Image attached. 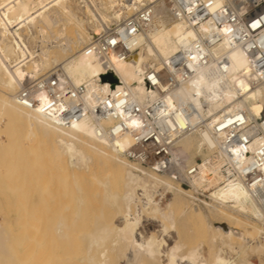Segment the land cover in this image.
Segmentation results:
<instances>
[{"label":"bare ground","instance_id":"bare-ground-1","mask_svg":"<svg viewBox=\"0 0 264 264\" xmlns=\"http://www.w3.org/2000/svg\"><path fill=\"white\" fill-rule=\"evenodd\" d=\"M146 5L152 6L153 17L128 59L114 60L111 70L105 71L99 59L83 51L105 25ZM82 16L92 21L90 29L82 26ZM71 26L77 27L74 34L70 33ZM194 35L191 28L172 19L168 0H0V154L14 157L8 154L7 145L14 146L19 135L27 136V142L36 136L37 144L44 141L49 145L46 151L47 145L40 142L39 149L50 151V159L57 160L65 173L61 191L56 187L50 192V184L47 189V183L37 184L42 188H37V195L34 188L35 198L29 196L31 188L26 181L28 191L21 179L16 184L22 193L21 199L20 194L18 197L20 212L24 217L30 216L28 211L33 215L31 233L19 229L20 243L23 249L34 243L35 264H255V258L264 257V212L242 183H220L211 169L214 179L209 199L195 203L177 181L126 157L124 152L133 144L136 119L127 122L128 129L112 135L106 132L109 119L96 122L84 116L64 123L52 109L28 108L16 98L26 79L52 72L61 83H85L86 94L99 86L107 93L127 86L142 100L146 91L140 72L149 65L164 66L167 58ZM220 57L224 59L222 67L214 61ZM108 74L112 80L105 77ZM46 100L42 95V105ZM166 100L175 108V119L182 127L187 122L194 126L201 115L210 117L205 120L211 131L218 121L222 124L238 119L249 121L252 131L264 113V82L252 72L248 56L240 48L230 47L224 38L211 48V67L199 70L169 92ZM215 138L207 128L180 133L174 137L173 157L183 164L196 163L193 154L204 160ZM261 140L263 137L253 143ZM93 167H101L104 174L86 177ZM208 170L206 164H199V175L191 183L198 185ZM158 189L161 200H154ZM48 193L52 206L45 199ZM51 207L54 216L47 237L41 229L44 213ZM143 212L153 220L142 224ZM6 233L0 231L2 251L6 250ZM47 243L52 250L46 251ZM227 250L233 255H227Z\"/></svg>","mask_w":264,"mask_h":264},{"label":"built area","instance_id":"built-area-1","mask_svg":"<svg viewBox=\"0 0 264 264\" xmlns=\"http://www.w3.org/2000/svg\"><path fill=\"white\" fill-rule=\"evenodd\" d=\"M168 10L175 21L191 28L195 35L171 54L164 66H148L139 76L145 98L138 100L127 86L115 87L110 93L101 86L86 94L85 83H61L52 72L26 79L16 93L17 101L28 108L52 109L64 123L90 116L94 121L109 119L106 132L112 135L128 129L127 122L136 119L133 144L124 154L141 167L168 175L187 191L195 203L209 199L214 173L219 182H240L264 212V113L256 119L257 127L245 119L230 123L216 122L211 131L207 118L199 116L194 126H180L175 108L166 95L186 83L199 70L211 67V48L224 38L230 47L240 48L249 59L252 72L264 82V0H168ZM153 17L146 5L121 21L105 25L83 47L86 54L99 59L105 71L114 60L124 61L136 50L138 36ZM205 29H201V26ZM222 67L224 59H215ZM165 83V87H163ZM47 97L42 105L41 97ZM189 119V113L184 114ZM208 129L216 136L206 159L183 164L173 157L174 137L191 129ZM253 143L256 139H262ZM206 164L208 173L195 185L198 165ZM214 171V173L211 171Z\"/></svg>","mask_w":264,"mask_h":264},{"label":"rangeland","instance_id":"rangeland-1","mask_svg":"<svg viewBox=\"0 0 264 264\" xmlns=\"http://www.w3.org/2000/svg\"><path fill=\"white\" fill-rule=\"evenodd\" d=\"M107 12L109 13L111 11L108 10ZM130 14H132V12H130L128 15H130ZM123 17H125V16H123ZM122 18L118 19V21H121ZM82 19H83L82 26L85 29H90V26H92L91 25L92 21H90V18H88L87 16H82ZM70 30L72 31V32L70 31V33L74 34L75 31L77 30V27L76 26H71ZM36 44L38 45L37 41L35 43H33V46L35 47ZM28 136H30V135H28ZM35 137H29L30 139L33 138L34 141L29 140V138H28V142H31V145H28L30 143H28L27 141H24V139H26L27 136L25 138L22 135L18 136V140L16 141V143H17L16 146L17 147L15 146L16 143H14V146H12L11 144H10L11 146L7 145V148H9L8 149V154L12 153V155H14V157L10 156L11 158L10 157L9 158H7V157L5 158V155L3 157V154L2 153L0 154V229H1L0 231L4 235L6 234L5 236H7L6 232H8L9 235L11 236V238H10L9 235H8V237H7L8 241L4 242V244H5L4 247H5V249L7 251L6 250H4V251L0 250V264H14V263H16V264H35V259L37 258V257L34 256V254H35V248L33 246L34 243H29L31 247H29L27 245L24 249L21 247V243H20V235H19L20 230H21V233H22L23 232L22 230L25 228L27 233H29V232L31 233L32 225H31V223L29 224V222L31 221V219H33V218H30V216L32 217L33 215H32V212L28 211L26 213H27V215H28V213H30V216L29 217H24L23 216L24 214L21 213L22 211L19 208V204H20V199H21V194L22 193H19V191H17V190L20 189L17 186L18 182H20L19 180L21 179L23 185L26 183L25 185L28 186L29 189L31 188V190L28 193L30 194L29 196H31V197L34 196L32 198H35L37 193L39 194L38 189H37V188H39L38 185L42 186L43 183H45V184L47 183L46 185L44 184L45 185V189H47V186H49V184H50L51 187H49V191L51 189H53V188H56V187L59 189V191H61L62 188H63L62 187V182L64 180V174H65L64 170H62L60 168V166H58L59 164H58L57 160H53V161H55V162H53L50 159L52 157V156L51 157L49 156V155H51V152L49 151L50 154H48L46 152L48 150L49 145L45 144L44 141L42 143V141H40L41 140L40 139L38 141H40L41 143L39 142L40 144L39 143L38 144L39 145L42 144V146H44V147L47 145V149L45 148L46 151L42 150V149H44V147L42 148L41 146L40 147L42 149H39V146H38L37 141H36V139H38V138L37 137L35 138ZM33 142H36V144H37L36 145L34 143V145H33L34 149H36L35 147L38 146L37 150L38 151L40 150V153L37 150L33 151V147H32V143ZM27 145H28V148L26 147ZM13 147H14V151H13ZM41 151H43V153ZM13 152H14V154H13ZM24 152H25V154H24ZM15 153H16V155H15ZM198 158H200L199 154H193V159L194 160H196ZM41 159H43V160H41ZM55 163H57V164H55ZM96 168H97V170H96ZM91 171H92V173L90 172V173H87V175H85V174L84 175L86 177H88V176L94 177L95 175H99L100 176V175L104 174V171L102 170L101 167H93V169H91ZM8 177H10L11 180ZM91 177H89V178H91ZM8 181L9 182L11 181V183H10L11 186L8 185L9 184V183H7ZM23 181L24 182L26 181V182L24 183ZM26 186H25V188L28 191V188ZM41 186H40L39 190L42 188ZM34 188L37 190V191H35L36 195H35V193H33L34 192ZM12 190H13V193H11ZM159 190L160 189H158L156 191L157 193L156 192L153 193V195L155 197V198L153 197L154 200H156V199L157 200H161V196L159 194L161 192V190L160 191ZM19 194H20V199L18 198ZM158 195H159V199L157 198ZM51 196L52 195H50L48 193V195L45 197V199H47L48 203L50 201L49 204H51V202L53 200ZM142 198H141V200L144 201L145 198L144 197H142ZM93 203L97 204V201L94 200ZM51 206H52V204H51ZM53 207H51L49 210L45 211L46 213H44L45 225H44V227L41 230L43 231V233L47 237L51 234V231H52L50 225H51V223L53 221V216H54ZM138 207L140 208V206H138ZM148 215L149 214H146L145 212L142 213V218H141L142 224H146L149 221L153 220L152 218H150V215L149 216ZM19 217H21V218L19 219ZM146 217H147V219H146ZM148 217L150 219H148ZM4 219H6V221ZM21 219L25 220V221H23V223H22ZM25 222H26V224H25ZM23 224H24V226L25 225L26 226L24 227ZM27 228H29V229H27ZM2 229H4V230H2ZM8 238L10 239V243L11 244L9 243V239ZM12 241H13V243H12ZM50 241L52 242V240H50ZM16 244H17V246H15ZM49 245H51V244H48V246L46 247V251H47V249L52 250V248H50ZM32 246H33V249H32ZM50 250H49V253H50ZM24 252H25V254H23ZM20 254H21V256H20ZM27 254H28V257L26 259H24V257L27 256ZM226 254L227 255H233L232 253L228 252V250L226 251ZM8 259H11V260H8ZM11 261H12V263H11ZM36 261H37V259H36ZM28 262H30V263H28ZM256 263L257 264H264V257L261 256L260 259L255 258V264Z\"/></svg>","mask_w":264,"mask_h":264},{"label":"water","instance_id":"water-1","mask_svg":"<svg viewBox=\"0 0 264 264\" xmlns=\"http://www.w3.org/2000/svg\"><path fill=\"white\" fill-rule=\"evenodd\" d=\"M106 78H109V80H112V76L110 74L105 75Z\"/></svg>","mask_w":264,"mask_h":264}]
</instances>
